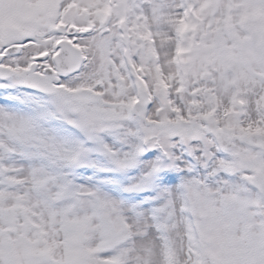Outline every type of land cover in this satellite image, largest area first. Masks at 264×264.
I'll return each mask as SVG.
<instances>
[{
	"label": "snow or ice",
	"instance_id": "6c2138e0",
	"mask_svg": "<svg viewBox=\"0 0 264 264\" xmlns=\"http://www.w3.org/2000/svg\"><path fill=\"white\" fill-rule=\"evenodd\" d=\"M0 264H264V0H0Z\"/></svg>",
	"mask_w": 264,
	"mask_h": 264
}]
</instances>
